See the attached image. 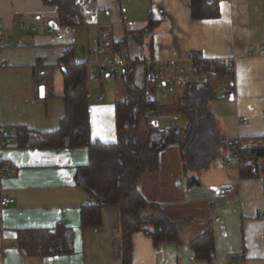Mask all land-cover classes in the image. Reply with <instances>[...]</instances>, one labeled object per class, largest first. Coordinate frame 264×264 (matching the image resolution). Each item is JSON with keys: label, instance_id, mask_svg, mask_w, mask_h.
Listing matches in <instances>:
<instances>
[{"label": "crops", "instance_id": "crops-1", "mask_svg": "<svg viewBox=\"0 0 264 264\" xmlns=\"http://www.w3.org/2000/svg\"><path fill=\"white\" fill-rule=\"evenodd\" d=\"M84 1L80 5L84 24L67 27L60 25L55 6L45 5L43 0H0V126L10 135L14 127L34 133L58 128L64 115L61 60L71 47L77 59L74 62L73 58L74 64L86 63L91 143L117 141L115 104L124 99L125 92L121 79L90 75L88 64L112 59L114 68L123 74L128 62H137L135 85L145 87L148 97L154 99L151 85L176 88L159 101L165 106L174 104L182 94L177 91L179 80L190 77L189 58L196 56L207 61L228 59L232 65L233 80L226 89L232 97L226 98L230 105L220 102L218 107L217 101L209 102L220 134L226 142L241 137L249 146L259 144L264 137V0H214L218 7L215 18L193 17L191 0ZM50 28L62 38L56 39ZM134 33L141 36L135 39ZM93 34L106 35L105 55L98 54L100 43L92 39ZM166 63L187 72L183 77L168 72L158 80L154 75ZM40 71L45 74L39 75ZM148 71L154 72L153 81L147 78ZM222 88L228 87H217L215 98L222 96ZM227 108L229 121L220 113ZM149 114L169 116L158 112L146 116ZM144 124L148 126L146 119ZM163 151L158 156V170L142 175L138 190L169 219L189 222L179 224L180 244L162 242L155 248L150 236L133 234L130 264H237L240 259L243 264H264V173L258 178L242 177L241 168L227 166L223 160L202 173L185 171L177 148L169 173L170 189L165 183L155 191L153 186L163 179ZM0 158L9 172L1 180L0 195L13 200L0 209V264H122L116 209L102 210L100 228H81V207L89 203V197L75 186L74 174L77 167L88 163L87 147L6 148L0 151ZM257 165L264 171V160ZM220 185L224 186L220 191L213 189ZM227 188L232 194L224 192ZM167 191L172 198L162 202L159 197ZM192 207L200 208L202 216L190 214ZM59 221L72 230V254L21 256L16 246L18 230L52 228ZM208 230L214 240L210 262L195 259L190 247L200 232Z\"/></svg>", "mask_w": 264, "mask_h": 264}, {"label": "trees", "instance_id": "trees-1", "mask_svg": "<svg viewBox=\"0 0 264 264\" xmlns=\"http://www.w3.org/2000/svg\"><path fill=\"white\" fill-rule=\"evenodd\" d=\"M43 3L55 6L61 26L84 24V12L77 0H43ZM191 13L195 18H215L218 7L214 0L211 3L191 0ZM132 36L136 39L141 33ZM74 55L69 47L61 60L64 69V115L58 128L53 132L34 133L23 127H14L13 135L7 140V148H88V163L77 167L74 174L75 186L89 197V203L81 207V228H100L102 210L116 209L120 222L122 264H130L131 238L135 233L150 236L155 248L162 242L180 244L179 224L189 221L175 222L165 216L158 204L143 198L138 190V181L142 175L158 170L159 153L173 145L178 148L185 171L202 173L215 162L223 160L226 140L217 129L209 102L215 98L217 87L229 88L233 80L232 65L197 60L194 66L199 69L208 70L209 66H213L215 81L210 84L188 82L176 102L164 106L148 97L145 87L135 85L134 73L138 63L128 62L121 77L125 97L115 104L117 141L103 144L90 141L86 63L74 64ZM151 74L154 72L148 71L147 78ZM148 112L181 115L188 124L184 131L176 125L162 130L146 126L143 138L130 137L129 131L145 122ZM241 159L244 164L240 170L242 177L258 178L263 175L264 171L257 163L264 160V137L260 138L258 145L243 150ZM8 173L6 170L5 174ZM16 246L23 258L70 255L73 253V234L62 221L47 229H21L17 231ZM190 247L195 259L210 262L214 257L211 230L200 232Z\"/></svg>", "mask_w": 264, "mask_h": 264}, {"label": "built area", "instance_id": "built-area-1", "mask_svg": "<svg viewBox=\"0 0 264 264\" xmlns=\"http://www.w3.org/2000/svg\"><path fill=\"white\" fill-rule=\"evenodd\" d=\"M207 1L208 3H211L213 0H207ZM84 4H85L84 0L80 1L79 3V5H84ZM1 28H2V24L0 23V30ZM49 32L53 34L56 37V39L62 38V36L58 33H55L52 28L49 29ZM92 39L95 42L100 43V45L97 47L98 54L105 55L107 51L106 35L105 34H93ZM197 60L199 61L201 60V58L196 57V56H192L189 58V61L191 64L189 68L190 77L179 80V84L181 87L184 88L188 82H194L198 84H208L209 79L214 76L213 66H209L208 70H202V68L199 69L194 66ZM74 62H77L76 58H74ZM221 62L226 65L230 64L228 59H224ZM114 65H115V61H113L112 59L105 58L102 62H94V63L88 64L89 73L90 75H98L100 77L106 76L112 79L117 78L120 80L122 74L117 72V70L114 68ZM168 72H175L177 75L182 76V77L184 76V74H186L185 68L176 66L174 63H166L157 69L154 76L155 78L160 80V78L163 77L164 74ZM44 74H45L44 71L39 72V75L41 76ZM89 96H90L89 94H86V98H89ZM222 97L225 99L230 97L229 92L225 88H222ZM245 120L246 119H239L238 121L244 122ZM162 129L163 128H161V130ZM9 137H10V133L0 126V151L7 148V140ZM249 147L250 146L247 143V141H245L241 137H235L227 141L226 149L224 152V158H223L224 164L227 166H237L239 169L242 168L244 164L241 159V152L243 150L248 149ZM5 172H6V167L0 158V188H1V180L4 177ZM224 192L226 194H232L233 190L231 188H227L225 189ZM12 203H13L12 199H9V198H6L0 195V209L9 206ZM237 264H243V261H241V259L237 260Z\"/></svg>", "mask_w": 264, "mask_h": 264}, {"label": "rangeland", "instance_id": "rangeland-1", "mask_svg": "<svg viewBox=\"0 0 264 264\" xmlns=\"http://www.w3.org/2000/svg\"><path fill=\"white\" fill-rule=\"evenodd\" d=\"M77 54V53H76ZM187 72V70H186ZM152 86V85H151ZM149 86L150 88V94L153 96V98L157 101H163L165 99H163L162 97L167 96L168 93H171L173 91L176 90V88H174V86L172 84H170L167 88L164 87H154V86ZM177 91L182 92L184 90V88L182 87H177ZM225 89H229V88H225ZM222 92V91H221ZM219 90H217V95H220L221 93ZM167 98V97H166ZM169 98H167L168 101ZM212 101H217L216 105L218 104V107H220V102H226L230 105V100L229 99H224L222 98V96H217L216 98H214ZM170 105H173L172 103ZM218 109H216V112ZM220 110V109H219ZM223 112L222 114L224 115V119L229 121V113L231 112L229 108L220 111V113ZM146 120H147V127L152 128V127H158V128H168L172 125H176L178 126L180 129H186V126L188 124L187 119L184 116L178 115L176 118L174 116H159V115H147L146 116ZM155 122L157 125H153L152 122ZM145 134V124L144 122H141V124L139 125V127L135 130H131L129 131V136L132 138H137V139H141L143 138ZM176 146H170L167 150L163 151L160 154V161H161V165H160V171H161V175H163V179H159L158 183H156L153 187L154 190L157 191V189H161L163 184H167L168 189H170L172 182H171V178L169 176L170 172H173L174 169V161H175V157L177 156L176 154ZM222 161V160H221ZM219 162V161H217ZM215 162V163H217ZM224 186L220 185L218 187H214L213 189L215 191H220ZM169 191V190H168ZM165 192V196L163 197V195H160L159 198H161V200H163L162 202H168L172 197V193L170 192ZM212 191V190H211ZM201 207V206H199ZM192 207L191 209V213L193 216H202V210L200 208H195ZM196 210V211H195ZM189 211V210H188Z\"/></svg>", "mask_w": 264, "mask_h": 264}, {"label": "water", "instance_id": "water-1", "mask_svg": "<svg viewBox=\"0 0 264 264\" xmlns=\"http://www.w3.org/2000/svg\"><path fill=\"white\" fill-rule=\"evenodd\" d=\"M149 79H150L151 81H153V80H154V77H153L152 75H150V76H149ZM42 93H43V88L40 89V95H42ZM230 100H232V97H230Z\"/></svg>", "mask_w": 264, "mask_h": 264}]
</instances>
